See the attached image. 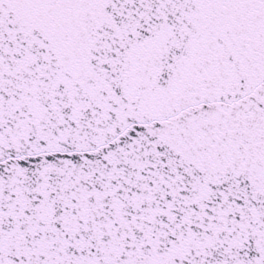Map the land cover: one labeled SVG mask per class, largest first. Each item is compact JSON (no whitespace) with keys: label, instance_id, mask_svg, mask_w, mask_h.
Wrapping results in <instances>:
<instances>
[{"label":"snow or ice","instance_id":"snow-or-ice-1","mask_svg":"<svg viewBox=\"0 0 264 264\" xmlns=\"http://www.w3.org/2000/svg\"><path fill=\"white\" fill-rule=\"evenodd\" d=\"M0 264H264V0H0Z\"/></svg>","mask_w":264,"mask_h":264}]
</instances>
